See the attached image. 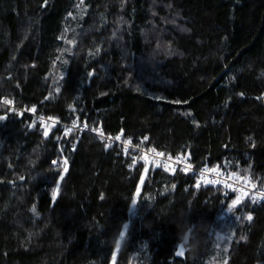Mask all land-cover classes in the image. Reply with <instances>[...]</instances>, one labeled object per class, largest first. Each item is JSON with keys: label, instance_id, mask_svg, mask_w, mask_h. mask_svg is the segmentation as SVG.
I'll return each mask as SVG.
<instances>
[{"label": "trees", "instance_id": "16d2710c", "mask_svg": "<svg viewBox=\"0 0 264 264\" xmlns=\"http://www.w3.org/2000/svg\"><path fill=\"white\" fill-rule=\"evenodd\" d=\"M0 96L264 187V0H0ZM0 116V264H264L250 195Z\"/></svg>", "mask_w": 264, "mask_h": 264}, {"label": "built area", "instance_id": "2783aa9c", "mask_svg": "<svg viewBox=\"0 0 264 264\" xmlns=\"http://www.w3.org/2000/svg\"><path fill=\"white\" fill-rule=\"evenodd\" d=\"M5 99L10 100L7 97L0 96V107L7 106L15 112L29 115L32 120L40 124L42 129H45L46 127L50 129L59 126L62 127L63 136H67L73 130L79 131L81 133L88 132L97 136L101 141H103L107 149L117 148L125 154H133L136 158V162L142 161L147 168L155 164L171 172L179 171L182 174L195 177L197 185L199 183V186H221L226 190H230L238 194L250 195L251 197L255 198L258 202L264 203V197H262L261 195L264 194V187L257 185V183L255 182L240 181L235 176L219 169H216L217 172H212L210 170L214 168L197 167L190 163L189 160L185 157H176L158 150L150 151L151 149H147L145 148V146H143V141H135L130 137L118 135L120 136V139L116 140L115 138L117 136H111L104 133L101 127L99 126L95 129H99L100 132L103 133L102 138L101 135L98 134L96 131L84 127V125H81L78 121L75 122L76 127L74 128V123L63 122L54 115H45L42 113H37L35 110L33 111V108H21L16 106L13 102L10 105H5L2 103V101ZM42 117L43 121L41 120ZM125 141H129L130 143L126 145L124 143ZM159 153H163V156L158 155ZM230 175L233 177L232 179H229ZM209 181H219V183H210ZM226 184L228 185V187L225 186ZM253 184L255 185V187H252Z\"/></svg>", "mask_w": 264, "mask_h": 264}, {"label": "snow or ice", "instance_id": "6c2138e0", "mask_svg": "<svg viewBox=\"0 0 264 264\" xmlns=\"http://www.w3.org/2000/svg\"><path fill=\"white\" fill-rule=\"evenodd\" d=\"M69 43H71V42H69ZM90 75H91V73H90ZM2 103L5 104V105H10V104L12 103V101H10V100H6V99H5V100L2 101ZM33 111H34V109H33ZM4 119H5L4 116H0V120H4ZM49 119H52V118H49ZM41 120L43 121V117L41 118ZM73 127H74V128L76 127L75 122H74V124H73ZM84 127H87V125L85 124ZM93 130L96 131L98 134H100L101 137L103 138V133L100 132L99 129H93ZM69 131H71V130H69ZM44 135H45V137H47V135H48V128H47V127L45 128ZM115 139H116V140H119V139H120V136H117ZM145 139H147V138H145ZM124 143L127 145V144L130 143V142H129V141H125ZM150 151H154V150H150ZM158 155L163 156V153H159ZM53 163H56V161H53ZM64 164H65V169H64V170L67 171V167H66L67 161H65ZM166 170H167V169H166ZM210 171H212V172H217L216 169H211ZM217 174H218V173H217ZM232 178H233V177L230 175V176H229V179H232ZM61 179H62V177H61ZM143 179H144V177L142 176V177H141V182H143ZM245 181L247 182V178H245ZM209 182H210V183H219V181H209ZM197 186H199V183H198ZM225 186L228 187L227 184H226ZM252 187H255V185L253 184ZM58 189H59V185H57V188H56V189H53V199H55L56 194H57V192H58ZM139 191H140V189H139V187H138V188H137V194H139ZM261 195H262V197H264V194H261ZM254 202H255V200H254ZM135 203H136V198L134 197V198H133V205H135ZM238 203H240V198H239V197H238L236 200H234L233 203L229 206L230 210H231V208L235 207ZM245 219L248 220V221H251V220L253 219V217H252L251 215H248V216L245 217ZM125 227H127V226H125ZM123 238H124V233L121 232V233H120V240H123ZM185 240H187V237H185ZM117 248H119V241H117ZM176 255H177V256H181V255H183V245H181L180 250L176 252Z\"/></svg>", "mask_w": 264, "mask_h": 264}, {"label": "water", "instance_id": "95a60500", "mask_svg": "<svg viewBox=\"0 0 264 264\" xmlns=\"http://www.w3.org/2000/svg\"><path fill=\"white\" fill-rule=\"evenodd\" d=\"M189 236H190V231H188L185 235V237H187V240H185V243L188 244L189 242Z\"/></svg>", "mask_w": 264, "mask_h": 264}]
</instances>
